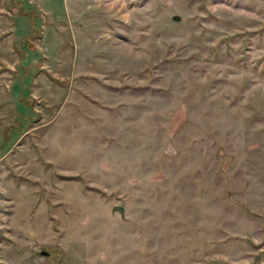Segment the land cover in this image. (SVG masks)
Here are the masks:
<instances>
[{
	"label": "rangeland",
	"instance_id": "rangeland-1",
	"mask_svg": "<svg viewBox=\"0 0 264 264\" xmlns=\"http://www.w3.org/2000/svg\"><path fill=\"white\" fill-rule=\"evenodd\" d=\"M0 264H264V0H0Z\"/></svg>",
	"mask_w": 264,
	"mask_h": 264
},
{
	"label": "water",
	"instance_id": "water-1",
	"mask_svg": "<svg viewBox=\"0 0 264 264\" xmlns=\"http://www.w3.org/2000/svg\"><path fill=\"white\" fill-rule=\"evenodd\" d=\"M174 18L176 19L177 16L174 15ZM111 209L112 210H117L120 213L121 216L123 215V206L122 205L114 204V205H112ZM40 252L43 253V254H46V251H44V250H41Z\"/></svg>",
	"mask_w": 264,
	"mask_h": 264
}]
</instances>
